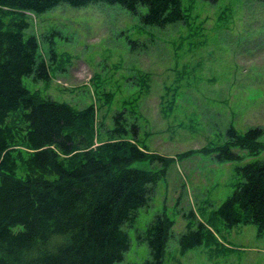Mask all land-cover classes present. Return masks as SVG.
I'll return each mask as SVG.
<instances>
[{"label": "rangeland", "instance_id": "rangeland-1", "mask_svg": "<svg viewBox=\"0 0 264 264\" xmlns=\"http://www.w3.org/2000/svg\"><path fill=\"white\" fill-rule=\"evenodd\" d=\"M182 3L187 20L166 27L145 26L122 6L101 2L23 12L25 33L37 36L51 74L49 81L23 82L38 98L79 111L94 107L93 129L84 131L86 144L76 153L111 138L117 111L125 110L129 122L137 118L136 142L152 156L132 166L158 180L126 225L131 244L117 264L150 256L137 234L158 213L174 221L165 264H264V231L253 222L229 227L217 212L243 180L238 166L264 159V132L256 148L227 134L232 126L242 137L250 127L264 129V0ZM224 145L239 158L218 157ZM24 172L19 160L18 176ZM200 221L204 243L182 252L180 235Z\"/></svg>", "mask_w": 264, "mask_h": 264}, {"label": "trees", "instance_id": "trees-1", "mask_svg": "<svg viewBox=\"0 0 264 264\" xmlns=\"http://www.w3.org/2000/svg\"><path fill=\"white\" fill-rule=\"evenodd\" d=\"M99 2L122 6L145 26L187 20L182 0H0V264H117L131 244L126 225L135 222L155 191L157 173L132 166L152 156L136 142L137 118L129 122L125 110L117 111L111 138L76 153L86 144L84 131L93 129L94 107L79 111L65 101L38 98L23 82L24 76L51 78L37 36L25 33L30 23L23 12ZM263 132L250 127L242 137L232 126L227 134L256 148ZM218 157L239 154L224 145ZM19 160L25 165L22 176ZM238 170L243 180L217 212L229 227L253 222L264 231V159ZM173 225L165 213L156 214L137 234L148 243L150 256L131 264H165ZM206 233L201 221L188 226L179 237L181 251L202 245Z\"/></svg>", "mask_w": 264, "mask_h": 264}]
</instances>
